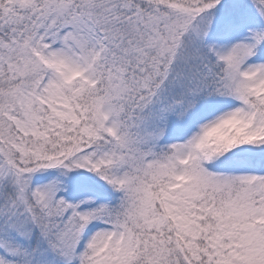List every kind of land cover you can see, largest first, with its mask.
I'll return each instance as SVG.
<instances>
[{
  "label": "rangeland",
  "instance_id": "1",
  "mask_svg": "<svg viewBox=\"0 0 264 264\" xmlns=\"http://www.w3.org/2000/svg\"><path fill=\"white\" fill-rule=\"evenodd\" d=\"M50 1L56 3L51 23L62 33L41 44L43 59L29 55L27 62L29 53L23 47L10 51L2 46L5 54L0 53V115L5 113L9 121L0 118V197L9 202L0 210V234L11 230L29 244L37 233L43 235L38 247L46 246L40 251L44 257L37 264H264V208L256 204L262 199L252 194H264V172L239 167L209 171L199 163L200 151L209 147L220 158L234 152L264 155V55H256L264 46L263 31L212 35L225 20L245 11L264 19V0H145L124 19L117 14L121 0H85L87 18L82 22L69 19L66 1ZM91 20L111 28L131 58L120 60L118 70L101 82L106 100H89L82 109L77 99L95 87L100 76L94 67L98 47ZM39 73L46 77L31 85ZM144 90L186 105L170 120L155 124L162 128L153 131L150 116L157 105L147 104ZM131 91L139 96L133 123L150 139L164 140L168 156L142 159L136 165L139 170L131 169L133 176L117 178L116 184L127 185L129 192L117 225L104 223L80 249L75 233L62 235L58 242L49 235L56 217L50 213L52 205L65 199L55 183L44 178L59 164L60 153L46 150L55 132L51 118L69 124L81 140L95 139L97 133L118 138L121 103ZM12 95L20 113L14 111ZM215 104L223 108L185 130V119ZM12 126L18 136L12 135ZM58 144L70 143L65 139ZM115 151L85 150L68 170L96 172L112 163ZM33 157L41 158L35 173ZM66 213L69 222H86L105 213L104 202L72 206ZM172 234L179 237L181 252L171 242L165 244ZM66 238L72 249L59 253ZM135 245L140 252L133 259ZM0 251L5 253L0 264H16L15 258L22 257V264H34L1 239Z\"/></svg>",
  "mask_w": 264,
  "mask_h": 264
},
{
  "label": "trees",
  "instance_id": "2",
  "mask_svg": "<svg viewBox=\"0 0 264 264\" xmlns=\"http://www.w3.org/2000/svg\"><path fill=\"white\" fill-rule=\"evenodd\" d=\"M64 1L69 4V19L76 20V17H78L82 22L87 18L85 17L86 11H84L86 9L83 7V2L85 0ZM121 2L123 5L117 13L118 17L121 19L128 17L130 13L134 15V12L137 11V7H141L139 5L147 3L145 0H121ZM50 3H52V5H49ZM55 4V2H47V0H0V53L5 54L2 50L3 47H8L10 51H17L23 47L26 52L29 53L26 57L27 62L29 60V55L34 60H42L43 56L39 55L42 51L41 44L45 41L57 39L62 33L59 25H52L51 23L54 16L53 12L56 8ZM119 7L120 3H117V8ZM91 21L94 23V38L97 40L96 44L98 47V56L94 59V62H96L94 67L97 72H99L100 76L97 78L95 87L85 90L84 93L80 95V99H77V102L82 109H87L86 102L89 100H106L107 90L105 89V86L101 85V82L106 81L105 77L110 75L111 72H116L118 70V64L120 65L122 61L131 58L129 50L125 49L124 45L120 44V42L115 39L117 36L113 34L111 28L108 30L103 29L97 23L95 24L94 20ZM248 28L262 30L263 32L261 35H263L264 19L253 12L245 11L225 20L218 28V31L212 33V35L214 37L227 38L234 33L244 31ZM112 36L114 37V40H112ZM260 49L264 51V46L262 45L256 50V55L258 56L264 55V53L259 51ZM22 60L27 64L25 59ZM120 60L122 61L120 62ZM114 74L116 73H112V75ZM45 77L46 73H39L38 76L30 81L31 85L37 84L40 79ZM143 92L147 94L145 99L147 104L157 105L155 113L150 116L154 121L153 131L162 128L158 125L155 126V124L159 121L164 122L170 120L172 114L176 116L186 105V103H184V105H179V101L176 100V97L167 96L166 98H157L155 93L150 95L149 91L147 92L144 90ZM137 97L132 95L131 91V93H129L122 101L120 109L121 114L118 115L121 127L119 136L115 139L97 133L98 137L95 139L85 138L81 140L78 135H75L76 130L72 131L69 124L52 116L51 120L54 123L53 128L55 132L50 133L49 143L51 145L46 150L58 151V154L60 153L58 155L59 164L44 178L45 180L53 181L65 199V201L60 202V204L52 205L53 209L50 214L51 216L56 215V217L51 219H54L52 221V227L54 224L55 227L53 228V232L49 235H52L54 240H58L59 242L62 235L70 237L71 234L75 233V237H77L79 244L78 249H80L88 237L104 223L113 222L114 225H117L115 222L120 220V218L122 219V216L126 212L124 206L129 193L127 191V185L119 186L116 184L115 181L117 178L123 176L127 177V175L133 176L134 174L131 173V169H136V165L138 166L142 159L160 160L168 156L166 154L169 152L164 140L150 139L147 133L142 132L133 123L132 118L136 115L138 110L136 107L138 102ZM12 100L13 104L16 106L14 111L20 113L17 96L12 95L11 101ZM254 103L258 104L255 101ZM93 105H96V103H93ZM220 108L223 107L217 108V104H215L212 105V108L209 107L196 115L192 114V116L182 122L185 130L187 131L190 129V126L199 124L203 120L209 118ZM14 111L13 113H15ZM46 112H48L47 109ZM4 114L5 113L0 115V118L9 125V121ZM15 130V127L12 126V135L18 136L19 134H16ZM186 131L183 135H186ZM13 138L18 142L20 137L17 139L15 137ZM28 139L36 143L35 140L31 138ZM65 139L69 140V146L58 144V142ZM28 143L30 144L29 147L34 145L30 142ZM94 149H98L99 153H102L107 149H115L116 158H114L110 165L101 167V169H97L96 172L87 174V172L82 170L79 172L68 170V165L71 167V161L75 162L81 152ZM200 157L199 163L209 171H228L238 167V169L244 168L261 172L264 171V155L256 152H234L230 156L220 158L217 156V151H213L209 147L204 151H200ZM38 159L41 158L33 157L31 161L33 173L38 170V163H36V160ZM211 161L218 163H211ZM20 170L23 172V169ZM24 172L28 174L29 171ZM40 180L43 182L44 179L42 178ZM252 194L253 197L262 199V202L257 199L256 204L259 207L264 208V194L256 192ZM95 201L104 202V214H95L86 222H80L78 220L68 221L66 211L70 210L72 206H92ZM8 203L5 198L0 197V210L3 211ZM44 217V220L48 219L47 216ZM40 236L43 235L37 233L33 243L29 244L15 232L8 230L5 233L0 234V239L3 243L8 244L12 248L21 249L26 258L29 256L33 259V263L37 264L36 262H41L42 257H44V255H41L40 251L44 250L46 247H38ZM162 241L165 242L164 237ZM170 242L181 252L180 240L177 235H167L165 244H170ZM70 249H72L70 248V239L66 238L64 246L61 249L62 251L59 247V253ZM182 251L184 252V250ZM139 252V247L135 245L133 259L138 257ZM78 253L79 251L76 250L75 254H77V256L79 255ZM0 254L5 253L0 251ZM21 260L24 261L25 258H15V263L22 264Z\"/></svg>",
  "mask_w": 264,
  "mask_h": 264
}]
</instances>
